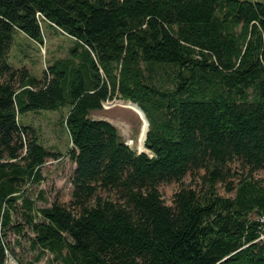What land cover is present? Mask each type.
Instances as JSON below:
<instances>
[{"label":"trees","instance_id":"trees-1","mask_svg":"<svg viewBox=\"0 0 264 264\" xmlns=\"http://www.w3.org/2000/svg\"><path fill=\"white\" fill-rule=\"evenodd\" d=\"M43 21L75 45L40 80L9 54L17 32L43 44ZM115 98L145 113L147 152L91 117ZM66 106L71 198L38 207L56 153L19 115ZM263 169L264 1L0 0V264L11 231L28 264H264Z\"/></svg>","mask_w":264,"mask_h":264},{"label":"rangeland","instance_id":"rangeland-1","mask_svg":"<svg viewBox=\"0 0 264 264\" xmlns=\"http://www.w3.org/2000/svg\"><path fill=\"white\" fill-rule=\"evenodd\" d=\"M42 26L45 34L43 44L30 40L22 32H17L9 54L11 64L16 67L26 66L31 74L40 80L44 79L45 74H48V67L52 66L57 59L68 58L70 48L75 45L72 38L49 27L50 25L46 22L43 21ZM170 83V79L165 76L159 85L167 87ZM120 101L131 102L118 98L111 99L109 107L93 110L91 117L108 120L116 127L120 137L127 143L133 142L134 144H130V147L139 152L135 142L138 139L142 121L134 111L121 106ZM68 112L69 107L66 106L56 110H29L19 115V122L22 125L32 126L38 142L56 153V156L48 158L41 166V181L29 185L28 193L30 197L36 199L38 207L48 206L57 199L68 202L71 198L72 175L76 163L69 154L72 143L65 124ZM253 176L255 180H262L261 182L264 183V169L255 172ZM184 181L186 184L190 183L191 176H187ZM179 187L180 185L175 182L160 186V192L167 204H172L173 195ZM40 190L44 191L42 199L38 198ZM219 192L225 196L234 194V191L228 193L222 185L219 186ZM256 217L258 218L256 214L252 216V218ZM7 248L9 254L21 264L34 261L36 252L30 249L27 237H20L11 231L7 238ZM35 264L52 263H49L45 257Z\"/></svg>","mask_w":264,"mask_h":264},{"label":"bare ground","instance_id":"bare-ground-1","mask_svg":"<svg viewBox=\"0 0 264 264\" xmlns=\"http://www.w3.org/2000/svg\"><path fill=\"white\" fill-rule=\"evenodd\" d=\"M119 104L121 106L127 108V109H130V110L134 111L139 116V118L141 119L142 125H141V129H140V133H139L138 139H137V141L135 143H136L137 149L139 151L143 152L144 150H146L145 140H146L147 131H148V128H149L148 120H147V117H146L145 113L143 112V110L137 104H135L133 102L120 101ZM122 125H124V124H122ZM129 144L132 145L134 143L130 142Z\"/></svg>","mask_w":264,"mask_h":264},{"label":"built area","instance_id":"built-area-1","mask_svg":"<svg viewBox=\"0 0 264 264\" xmlns=\"http://www.w3.org/2000/svg\"><path fill=\"white\" fill-rule=\"evenodd\" d=\"M110 105H111V99L110 100L108 99V100H105V101L102 102V106L103 107H109ZM259 220L262 221V222H264V216H261L259 218ZM7 254H8V257H7L6 264H20V262H18L16 258H14L13 256H11L9 254V252H7Z\"/></svg>","mask_w":264,"mask_h":264},{"label":"water","instance_id":"water-1","mask_svg":"<svg viewBox=\"0 0 264 264\" xmlns=\"http://www.w3.org/2000/svg\"><path fill=\"white\" fill-rule=\"evenodd\" d=\"M148 124H149V121H148ZM127 145H129V147H130V144L129 143H127V142H125ZM131 148V147H130ZM142 151H139V153H141ZM145 152V151H144Z\"/></svg>","mask_w":264,"mask_h":264},{"label":"crops","instance_id":"crops-1","mask_svg":"<svg viewBox=\"0 0 264 264\" xmlns=\"http://www.w3.org/2000/svg\"><path fill=\"white\" fill-rule=\"evenodd\" d=\"M49 27H52V26H49ZM53 28V27H52ZM31 40V39H30ZM33 41V40H32ZM35 42V41H34ZM37 43V42H36Z\"/></svg>","mask_w":264,"mask_h":264}]
</instances>
